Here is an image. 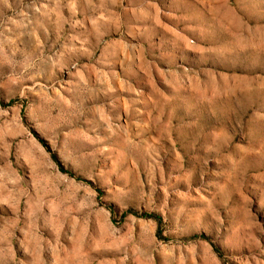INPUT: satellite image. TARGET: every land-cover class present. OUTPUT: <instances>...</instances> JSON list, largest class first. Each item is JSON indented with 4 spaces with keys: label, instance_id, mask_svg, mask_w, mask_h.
Returning <instances> with one entry per match:
<instances>
[{
    "label": "rangeland",
    "instance_id": "1",
    "mask_svg": "<svg viewBox=\"0 0 264 264\" xmlns=\"http://www.w3.org/2000/svg\"><path fill=\"white\" fill-rule=\"evenodd\" d=\"M0 264H264V0H0Z\"/></svg>",
    "mask_w": 264,
    "mask_h": 264
}]
</instances>
